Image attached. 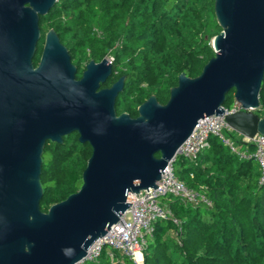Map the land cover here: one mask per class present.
<instances>
[{
    "label": "water",
    "instance_id": "water-1",
    "mask_svg": "<svg viewBox=\"0 0 264 264\" xmlns=\"http://www.w3.org/2000/svg\"><path fill=\"white\" fill-rule=\"evenodd\" d=\"M56 2L0 0V264L79 263L127 211L130 193L158 187L199 119L225 114L231 90L242 109L225 115L229 126L250 139L264 134V116L254 110L264 79V0H215L222 27L212 39L215 56L198 76L180 73L166 103L147 98L136 117L116 110L125 75L103 87L109 57L89 60L77 78L51 28L34 64L41 16ZM73 132L92 147L82 185L43 211L44 147Z\"/></svg>",
    "mask_w": 264,
    "mask_h": 264
},
{
    "label": "trees",
    "instance_id": "trees-1",
    "mask_svg": "<svg viewBox=\"0 0 264 264\" xmlns=\"http://www.w3.org/2000/svg\"><path fill=\"white\" fill-rule=\"evenodd\" d=\"M215 0H57L41 16V38L33 62L38 64L46 32L53 28L68 48L80 78L86 63L112 56L113 71L103 86L122 75L125 85L116 102L118 114L138 115L151 95L166 103L178 76H198L215 56L212 39L222 31ZM257 113L264 116V79ZM234 90L224 106L234 105ZM240 141L242 135L233 132ZM92 154L89 143L73 132L62 143L48 141L43 151L41 209L79 190ZM160 156V153H157ZM176 176L203 190L213 204L193 206L166 195L161 202L181 220L155 223L144 249V264H264V184L253 158H240L218 137L195 159L177 155ZM105 246L100 257L83 264H112Z\"/></svg>",
    "mask_w": 264,
    "mask_h": 264
},
{
    "label": "built area",
    "instance_id": "built-area-1",
    "mask_svg": "<svg viewBox=\"0 0 264 264\" xmlns=\"http://www.w3.org/2000/svg\"><path fill=\"white\" fill-rule=\"evenodd\" d=\"M239 109H242V106L234 101L232 108L225 107V114H213L199 119L192 134L183 142L175 157L163 170L161 180L157 183L158 187H149V191L143 189V192L140 190L138 193H130L128 201L132 204L127 211L111 226L105 236L98 238L89 247L86 257L77 264L97 260L105 246L120 254L117 257L110 251L112 264H144V249L149 239L153 237L155 223L158 220H170L177 226L181 223L172 209L161 202L163 196H177L185 204L193 206L199 204L211 206L212 199L203 190L192 188L179 179L174 169L177 155L195 159L203 149L210 146L211 136L218 137L240 158L255 159L260 170L259 183L264 184V134H256L252 139L242 136L238 141L233 136L234 130L225 119L227 113Z\"/></svg>",
    "mask_w": 264,
    "mask_h": 264
},
{
    "label": "rangeland",
    "instance_id": "rangeland-1",
    "mask_svg": "<svg viewBox=\"0 0 264 264\" xmlns=\"http://www.w3.org/2000/svg\"><path fill=\"white\" fill-rule=\"evenodd\" d=\"M107 57H109V59L112 61V59H113L112 56H107ZM256 111H257V110H256ZM109 250H111L110 247H109Z\"/></svg>",
    "mask_w": 264,
    "mask_h": 264
},
{
    "label": "flooded vegetation",
    "instance_id": "flooded-vegetation-1",
    "mask_svg": "<svg viewBox=\"0 0 264 264\" xmlns=\"http://www.w3.org/2000/svg\"><path fill=\"white\" fill-rule=\"evenodd\" d=\"M86 64H87V63H86ZM85 66H86V65H85ZM84 69H85V68H84ZM84 69H83V70H84ZM82 72H83V71H82ZM81 76H82V75H81ZM109 79H110V78H109ZM103 87H107V86H103Z\"/></svg>",
    "mask_w": 264,
    "mask_h": 264
}]
</instances>
